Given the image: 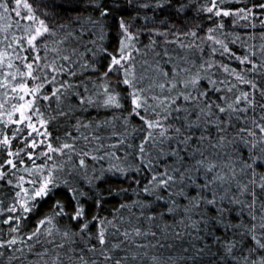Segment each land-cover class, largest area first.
Segmentation results:
<instances>
[{"label":"snow or ice","instance_id":"1","mask_svg":"<svg viewBox=\"0 0 264 264\" xmlns=\"http://www.w3.org/2000/svg\"><path fill=\"white\" fill-rule=\"evenodd\" d=\"M0 264H264V0H0Z\"/></svg>","mask_w":264,"mask_h":264}]
</instances>
